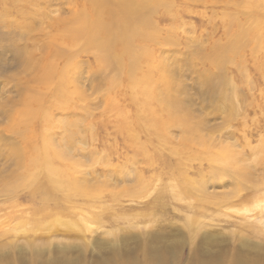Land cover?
<instances>
[{
	"label": "rangeland",
	"instance_id": "obj_1",
	"mask_svg": "<svg viewBox=\"0 0 264 264\" xmlns=\"http://www.w3.org/2000/svg\"><path fill=\"white\" fill-rule=\"evenodd\" d=\"M117 1L114 4L126 0ZM127 1L142 17L141 28L149 35L144 43L132 40L133 50L140 52L144 45L149 52L150 61L143 58L140 68L147 71L149 65L158 76L156 65L162 60L171 63L174 83L169 86L208 146L200 151L210 150L219 157L231 151L239 165L217 163L220 172L213 175L214 162L187 159L190 148L181 158L172 151L180 144V128L171 126L169 138L162 140L161 129L137 121L125 69L121 67L117 74L101 65L95 53L104 60L103 53L84 49L85 39L73 45L71 34L60 32L75 14L94 18L90 0L35 4L0 0V170L15 168L10 145L24 146L7 127L32 75L25 56L31 50L44 56L52 47L70 58L78 54L75 72L70 78L66 74L70 96L65 108L56 105L50 113L59 125L70 122L65 130L74 133L66 137L64 128L48 129L53 140L50 148L60 153L52 164L69 186L59 188L43 174L39 184L0 195V243H4L0 264H264V45H256L247 34L241 51L228 52L221 66L196 56L227 46L234 32L254 26L255 8L246 4L264 0ZM98 8L104 22L111 7ZM27 11L35 16L25 17ZM19 20H26L27 28ZM96 28L100 29L98 24ZM58 31V40L49 39L50 33ZM17 47L20 51L15 52ZM63 55L55 59L58 73ZM32 84L45 88V97L51 96L52 83L49 87ZM54 120L35 119V129L30 128L35 133L41 124L52 127ZM225 168L240 172L230 171L228 176ZM174 225L183 229L182 234H166ZM185 227L196 230L195 238ZM53 230L58 232L51 238L46 235ZM158 231L165 232L164 237L145 241L148 233ZM44 236L54 250L33 255L27 240L36 237L29 243L47 249L48 244L38 240ZM201 238L206 253L196 251ZM238 248L241 253L236 254Z\"/></svg>",
	"mask_w": 264,
	"mask_h": 264
},
{
	"label": "bare ground",
	"instance_id": "obj_2",
	"mask_svg": "<svg viewBox=\"0 0 264 264\" xmlns=\"http://www.w3.org/2000/svg\"><path fill=\"white\" fill-rule=\"evenodd\" d=\"M3 1L6 2L11 1L14 3H21V4L22 3L35 4L36 2H40L41 0H3ZM90 1H91L90 11L93 12L94 18L89 19L85 16L84 13L75 14L73 16V21L67 22L65 25H63L62 28L60 29V32L62 31L69 32L71 34V40H72L71 43H73V45L78 44V41L85 39L86 41L83 44L84 49L93 48L99 50V53H103V55L105 56L104 60L101 59V56L99 54L94 52L95 56L99 58V62L101 63V65H106V67L113 68L114 70L117 71V74L121 70V67L125 69L126 77L129 80L130 89L132 90V102H134L136 111H138L137 121L143 123L148 121L147 122L149 125L148 127L151 126L155 131L161 129L162 140L169 138L167 134L168 128H170L171 126L180 128L183 133L181 136L180 144H178L179 145L178 147L176 146L172 147L173 148L172 151L181 158V155L184 154V149L190 148L192 150V153L186 155L187 159L189 160L203 159L211 163L214 162L215 165L213 168V175H216L220 172V169L216 168L217 163L220 164L224 163V165H228L231 167H234L233 164H235L237 167L239 164L234 156V154L236 155V153L227 151L229 153L226 156L224 155L223 157H219L209 152L210 150H208L207 152L200 151L201 149L205 150V148H208V146L204 144V138L199 137V135L197 134V129L194 126L195 123L189 121L188 112H186V114L183 112L184 111L183 109L186 110V108L180 105L181 99L169 86L171 82L174 83L173 67L171 63L165 60L159 62L156 65V69L158 70V76L153 75L152 73L153 68H149V65L147 67V71H143L140 68L143 58L149 60L150 58L149 52L147 53V51H145L144 45L141 46L140 52L133 50L132 40L138 39L141 43H144L146 42V38L149 37V35H147L148 32H144V29L141 28L142 24L140 23V21L142 22V17L139 14H137L138 12L135 11V9L131 8V6H134L131 5V1H127V0L125 2L122 1L123 3L120 2L121 4L120 3L114 4V0H90ZM101 5H108L109 7H111L110 10L108 11L110 14L109 15L107 14L108 17H106L107 19L104 20V22H103L104 18L99 16L102 15L100 8H98ZM246 6L248 7L253 6L255 8L254 13L252 14L253 19L255 21V25L252 26L247 31L238 30L237 32H234L233 35H231L232 41L228 43L227 46H217L215 47L213 52L208 53L206 56H202V55H196V56H199L203 60H212L216 62L218 66H221V64L224 63L225 55H227L228 52L235 51L236 53H238L239 51H241V45L243 44L242 40L245 39V37H247L246 36L247 34L251 39L253 38L255 39L256 45L261 43H263L264 45V11H262V9L264 8V3H262L261 1L260 2L252 1L246 4ZM140 11L141 10H139V12ZM30 15L35 16L33 12L31 13L28 11L24 16L28 17ZM19 21L21 23V26L27 28V25L25 23L26 20H19ZM28 21H31L30 23H32V20H28ZM77 21H82V24L78 27H73L72 23ZM229 22L230 21H228V24ZM60 23L61 20H59V24ZM97 24L100 27V29L98 30L96 28ZM60 32L58 31L55 33H50L49 39L52 38L53 41H56V39L58 40L61 36ZM107 33L110 35L109 36L110 38L104 39L102 35ZM14 47L16 46L14 45ZM17 51H20V49L19 48L16 49L15 52ZM31 51L29 52L28 57L25 56L26 58L24 59L25 64H28V66L26 65L28 67V70L32 72L30 80L26 82V88L28 89L27 91L25 90L26 92L23 93V96L19 101V103L18 102L16 103V107H19V110L15 111V114L13 115L14 118H12V121L7 127L9 131H12L13 133H15V135L20 136V138L23 140L24 146L18 147L14 143V145H10V147L8 148L9 158L15 161V162L12 161L13 163H15V168L11 172L0 170V195H13L16 192V190L21 186L32 187L35 182L39 184L38 183L39 181L37 180L43 174L48 180L56 182L58 184L57 187L59 188L65 189L66 186L67 187L69 186L67 184V181L63 179V173L59 169L55 168L52 164L53 158L56 156L59 157L60 153L50 148L51 142L53 140L48 129L51 130V128L56 126H59L58 128H64V133L66 137L67 136L71 137L74 133V131L68 127L67 130H65L66 126L71 124L70 122L64 121L61 125H59L55 122L54 117L50 115V113L52 107L56 105H57L56 107L59 106L62 109L65 108L64 106L66 104L65 100H68L70 96L69 91L66 90V85L70 81L69 78L76 70L75 63L77 64V59L74 57H77L78 54L73 53V56H71L70 58L69 54L63 55L59 49L54 47H52V50L50 51L46 50L47 53H45L44 56L36 55L35 52H31ZM61 55H63L62 57H64L65 59H62L63 61L61 64L62 66L60 67L58 73L56 67L57 63L55 59H57V57ZM121 60L123 61V63H121ZM149 61L146 63H150ZM66 74L69 76V78L66 76ZM32 82H39L44 85H47L48 87L50 83H52L53 87H50L49 90L51 96L45 97L46 96L45 88H36L33 86ZM161 86L163 87V90L161 89ZM213 91L214 90L211 89V92ZM226 99L227 102L231 101L229 97H226ZM165 102L170 103V105L166 104ZM67 104L69 103L67 102ZM162 112L164 113V115H162ZM35 119H37L39 122H43L45 120L51 119L54 120V125L52 127L48 125V127L44 128V124H41L38 131L35 130L34 133L33 130H31L30 125L34 128ZM196 147L199 150L196 149ZM244 170L245 169L242 168V171ZM230 171H235L238 173L240 172L239 169L228 170L225 168V170H223V173H227L226 175L232 176V174L228 173ZM44 193L49 194V192L47 191ZM53 196H56V199L62 198V195L58 197L57 195H55V193H53ZM48 198L51 199V197H47L45 198V200H47ZM35 213L36 212L34 211L33 212L34 215L32 216H35L36 215ZM44 218L45 217L43 216L42 219ZM256 229L258 228L254 229V233L259 231V229L258 230ZM170 230L171 231L170 232L167 231L168 233L166 234L178 235V234H182L183 232V229H179V227L175 225L173 227H170ZM186 230L187 233H193L191 235L193 238H195L197 233L194 234L196 230L193 227L186 228ZM70 231L71 230L69 228L67 229L66 232L69 233ZM57 232L58 230L48 231L46 235L48 234V236L50 237L51 234ZM164 234L165 232L163 233L159 231L158 233L150 232L145 237V241L146 242H148L149 240L152 241V239H156L158 235L164 237ZM48 236L47 238L45 236L39 237L40 239L38 238V240H41L40 241L41 244L43 245L44 243L48 244L47 249L42 248L41 246L36 247L34 245H31V243H29V241L35 240L36 237H33V239H28L27 240L28 243L27 242L25 243H27L29 247L27 246L26 247L28 248V250L30 248L29 251L33 255L34 254L39 255L44 250L48 252L50 250H54L53 247L51 248L50 245L51 240L48 238ZM212 236L213 235H211L210 240L214 241V238H212ZM241 236L244 237L243 234ZM243 237L242 239L244 240ZM205 238L208 237L205 236ZM205 238H201V240L198 241L201 247H196L197 245L195 246L197 252L206 253L205 252L206 250L202 246V244L204 243L202 242V239ZM232 238L231 240H233ZM262 238L264 239V237ZM3 242L5 241L3 240ZM246 242H249L248 239L247 241H245V243ZM1 246L4 247V243H0V248ZM191 246L192 247L194 246L193 243H191ZM259 247L260 246H258V248ZM58 248L60 247H57L56 249ZM252 248L251 250H253ZM240 249L241 248L235 249L237 250L236 254L241 253Z\"/></svg>",
	"mask_w": 264,
	"mask_h": 264
}]
</instances>
